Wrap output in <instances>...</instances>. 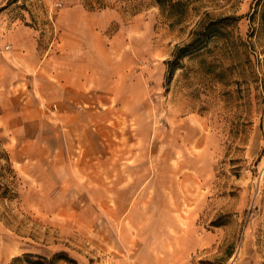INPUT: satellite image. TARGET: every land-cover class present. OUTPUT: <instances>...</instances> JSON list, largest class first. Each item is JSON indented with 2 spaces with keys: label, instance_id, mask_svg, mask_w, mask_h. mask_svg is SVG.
I'll return each mask as SVG.
<instances>
[{
  "label": "rangeland",
  "instance_id": "rangeland-1",
  "mask_svg": "<svg viewBox=\"0 0 264 264\" xmlns=\"http://www.w3.org/2000/svg\"><path fill=\"white\" fill-rule=\"evenodd\" d=\"M59 2L0 0V31L24 19L46 24ZM86 2L128 16L139 13L147 21L143 32L149 33L145 41L154 70L141 98L144 102L135 105L129 140L152 152L164 143L178 147L176 158H170L174 168H168L166 175L173 170L182 184L181 209L156 219L169 224L167 233L172 235L175 229L182 240V264H264V19L259 14L249 19L253 0L193 1L179 21L166 17L154 0ZM204 12L212 18L229 14L240 18L227 39L215 38L184 58L167 81L166 62L176 46L190 39ZM118 126L126 129L125 121L119 120ZM126 139L121 135L118 143ZM158 154L161 159L163 152ZM3 155L0 150V158ZM0 165V264H25L24 253L46 257L58 251L82 264L87 254L77 247L79 240L81 244L86 239L93 244L99 236L119 240L117 233L103 231L104 226L110 229L111 217L73 214L86 207L101 211L100 203L86 198L91 185L83 180L55 185V198L49 201L56 211L49 220L28 206L30 196L26 199L23 193L29 188L10 178L6 161ZM153 171L159 172L158 165ZM64 207L73 208L70 216L63 215ZM86 219L94 220V225L85 234L76 228Z\"/></svg>",
  "mask_w": 264,
  "mask_h": 264
},
{
  "label": "crops",
  "instance_id": "crops-1",
  "mask_svg": "<svg viewBox=\"0 0 264 264\" xmlns=\"http://www.w3.org/2000/svg\"><path fill=\"white\" fill-rule=\"evenodd\" d=\"M61 1L46 24L24 19L0 31V161L12 170L10 178L29 188L23 196H30L32 211L49 220L55 185H91L86 198L101 211L86 207L73 214L111 217L103 231L119 240H79L87 254L82 264H90L88 258L93 264H182V240L156 219L181 209L182 184L173 170L166 175L178 147L164 143L152 152L129 140L135 105L154 70L147 21L86 0ZM121 135L127 139L120 145ZM72 211L64 207L63 215ZM80 224L79 232H90L94 220Z\"/></svg>",
  "mask_w": 264,
  "mask_h": 264
},
{
  "label": "trees",
  "instance_id": "trees-1",
  "mask_svg": "<svg viewBox=\"0 0 264 264\" xmlns=\"http://www.w3.org/2000/svg\"><path fill=\"white\" fill-rule=\"evenodd\" d=\"M193 1L197 0H154L155 4L166 17H174L177 21L184 18L188 12L189 5ZM257 14H259L261 20L264 19V0H253L252 10L248 13V17L251 19ZM203 15L204 17L198 22V26L191 31L190 39L182 45L176 46L172 58L166 62L167 81L172 78L177 69L182 67L181 61L184 58L199 53L215 38L227 39L230 28H232L240 18V16L233 14L220 15L212 18L209 12H204ZM218 225L219 224H217V226ZM17 258L18 257H14V259ZM23 260L25 264H56L58 261H64L67 264H78L77 261L70 257L65 251L54 252L49 257L24 253Z\"/></svg>",
  "mask_w": 264,
  "mask_h": 264
},
{
  "label": "built area",
  "instance_id": "built-area-1",
  "mask_svg": "<svg viewBox=\"0 0 264 264\" xmlns=\"http://www.w3.org/2000/svg\"><path fill=\"white\" fill-rule=\"evenodd\" d=\"M56 6H60V3H55ZM5 48H8V46H6Z\"/></svg>",
  "mask_w": 264,
  "mask_h": 264
}]
</instances>
